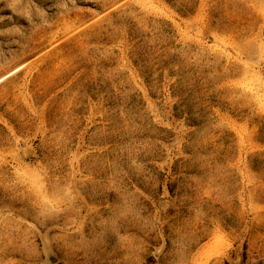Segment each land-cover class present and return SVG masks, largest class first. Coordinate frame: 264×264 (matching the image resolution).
<instances>
[{
    "label": "rangeland",
    "instance_id": "1",
    "mask_svg": "<svg viewBox=\"0 0 264 264\" xmlns=\"http://www.w3.org/2000/svg\"><path fill=\"white\" fill-rule=\"evenodd\" d=\"M263 257L264 0H0V264Z\"/></svg>",
    "mask_w": 264,
    "mask_h": 264
},
{
    "label": "built area",
    "instance_id": "2",
    "mask_svg": "<svg viewBox=\"0 0 264 264\" xmlns=\"http://www.w3.org/2000/svg\"><path fill=\"white\" fill-rule=\"evenodd\" d=\"M262 261H263V263H264V257H263Z\"/></svg>",
    "mask_w": 264,
    "mask_h": 264
},
{
    "label": "trees",
    "instance_id": "3",
    "mask_svg": "<svg viewBox=\"0 0 264 264\" xmlns=\"http://www.w3.org/2000/svg\"><path fill=\"white\" fill-rule=\"evenodd\" d=\"M140 61H142V59Z\"/></svg>",
    "mask_w": 264,
    "mask_h": 264
}]
</instances>
